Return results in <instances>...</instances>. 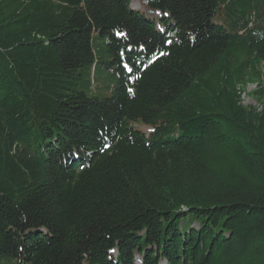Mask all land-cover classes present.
<instances>
[{"label": "trees", "instance_id": "trees-1", "mask_svg": "<svg viewBox=\"0 0 264 264\" xmlns=\"http://www.w3.org/2000/svg\"><path fill=\"white\" fill-rule=\"evenodd\" d=\"M132 2L0 0V264H264V0Z\"/></svg>", "mask_w": 264, "mask_h": 264}, {"label": "rangeland", "instance_id": "rangeland-1", "mask_svg": "<svg viewBox=\"0 0 264 264\" xmlns=\"http://www.w3.org/2000/svg\"><path fill=\"white\" fill-rule=\"evenodd\" d=\"M132 7L137 11L145 14L146 16L154 19L155 21H159L160 13L151 9H147L144 7L140 0H133ZM106 39L99 38L95 41V49H99L105 47ZM92 86L93 90L91 91L92 95H96L99 97L111 96L115 86V76L114 71L111 68H107L105 64H100L96 74V83ZM256 84H250L246 93L244 94V104L245 105H256L259 106V103L256 101L255 97L252 95V92L256 89ZM147 132L150 129H146Z\"/></svg>", "mask_w": 264, "mask_h": 264}]
</instances>
